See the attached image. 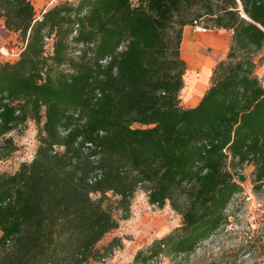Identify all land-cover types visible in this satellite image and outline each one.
Returning <instances> with one entry per match:
<instances>
[{"label":"trees","instance_id":"16d2710c","mask_svg":"<svg viewBox=\"0 0 264 264\" xmlns=\"http://www.w3.org/2000/svg\"><path fill=\"white\" fill-rule=\"evenodd\" d=\"M0 22L24 44L16 62L0 60V160L18 151L13 132L41 126L34 161L0 174V264L114 257L123 238L98 246L140 192L182 225L134 264L192 255L227 224L247 166L264 190V0L65 1L41 19L33 0H0ZM195 26L232 36L186 108L181 50Z\"/></svg>","mask_w":264,"mask_h":264},{"label":"rangeland","instance_id":"374dc122","mask_svg":"<svg viewBox=\"0 0 264 264\" xmlns=\"http://www.w3.org/2000/svg\"><path fill=\"white\" fill-rule=\"evenodd\" d=\"M75 2V0H61ZM36 10V9H35ZM36 10V14L40 13ZM39 15V14H38ZM196 27V26H195ZM195 27H189L187 31L192 39L198 42L203 37L217 38L223 34L226 36V44L221 52L217 53L214 47L196 45L187 42L182 45L181 55L187 65L186 74L200 78L209 61L212 62L211 70L227 58L232 32L224 30H207L196 32ZM185 33V32H184ZM0 23V60L4 62H16L24 49L19 35L11 38ZM53 39L47 43L51 51ZM10 54H4L2 51ZM3 52V53H2ZM264 56V51L262 53ZM264 84V64L256 71ZM213 75V74H212ZM211 79L208 87L210 86ZM206 89V90H207ZM182 106L186 104L182 100ZM41 126L34 121H29L20 130L10 136L18 146V151L5 160H0V174H15L23 163H32L37 155L40 143L38 141ZM246 182L242 184L243 192L236 195L227 210L228 222L217 231L209 240L201 243L192 255L178 258H163L157 264H264V190L257 192L253 186L254 168L247 166L245 169ZM131 219L121 221L120 229L108 234L98 246L103 250L114 238H123L124 247L115 252V256L104 262L92 264H134L138 250L152 244L157 238H163L169 232L181 227V217L171 209L170 204L164 210L148 204L146 195L140 192L133 202ZM165 223L159 226L157 223Z\"/></svg>","mask_w":264,"mask_h":264},{"label":"bare ground","instance_id":"6f19581e","mask_svg":"<svg viewBox=\"0 0 264 264\" xmlns=\"http://www.w3.org/2000/svg\"><path fill=\"white\" fill-rule=\"evenodd\" d=\"M225 32V31H223ZM197 39V38H196ZM194 40L190 37L189 32L185 33L183 46L190 42L192 46L202 45V46H213L217 53L221 52L226 44V36L225 34L217 37V38H209L207 36L203 37L201 42ZM212 62L209 61L206 67L203 70L202 76L197 78L192 75H188L185 73V86L182 89L181 99L188 104H197L198 99L205 94L207 91V87L212 77L211 70ZM159 226H164L165 223L161 221V223H157Z\"/></svg>","mask_w":264,"mask_h":264},{"label":"crops","instance_id":"0c3cea01","mask_svg":"<svg viewBox=\"0 0 264 264\" xmlns=\"http://www.w3.org/2000/svg\"><path fill=\"white\" fill-rule=\"evenodd\" d=\"M75 1H77V0H75ZM50 2H51V0H33V4H34V6H35V9L37 10V9H40V11H47L48 9H49V5H50ZM1 24H2V22H0ZM189 27H187L186 29H185V33L187 32V29H188ZM3 29L7 32V34H9V35H12V37L11 38H14L13 37V34L12 33H10L9 31H7L5 28H4V25H3ZM185 33H184V37H185ZM190 35V34H189ZM15 36V35H14ZM17 37V36H16ZM184 37H183V41H184ZM183 43V42H182ZM206 93V92H205ZM204 96V95H203ZM203 96H201L199 99H198V101H197V104L200 102V100L202 99V97ZM186 104V108H194L195 106H197V104H188V103H185Z\"/></svg>","mask_w":264,"mask_h":264},{"label":"built area","instance_id":"2783aa9c","mask_svg":"<svg viewBox=\"0 0 264 264\" xmlns=\"http://www.w3.org/2000/svg\"><path fill=\"white\" fill-rule=\"evenodd\" d=\"M60 1H61V0H51L49 6H53V5H55V4H58ZM45 12H46V11H42V12L38 13V14H39V15H38V19H41L43 13H45ZM76 29H78V26H76ZM195 31H196V32H205V30H203L200 26H196V27H195ZM77 34H78V31H76V32L74 33L73 37L77 36ZM82 46H83V45H82ZM82 46H81V48H82ZM2 51L5 52L4 54L10 55V54L6 51V48H3ZM2 53H3V52H2ZM77 55H80V53H77ZM109 62H110V59H106V60L103 61L102 63H103L104 65H107Z\"/></svg>","mask_w":264,"mask_h":264}]
</instances>
